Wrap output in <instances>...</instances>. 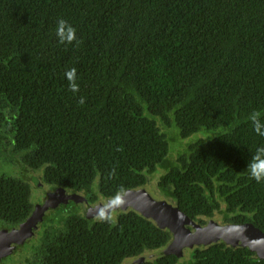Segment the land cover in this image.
Returning <instances> with one entry per match:
<instances>
[{
  "label": "trees",
  "instance_id": "trees-1",
  "mask_svg": "<svg viewBox=\"0 0 264 264\" xmlns=\"http://www.w3.org/2000/svg\"><path fill=\"white\" fill-rule=\"evenodd\" d=\"M61 18L79 45L58 43ZM253 111L264 114V0H0V154L22 153L52 188L111 197L159 169L155 194L188 217L264 233V182L247 170L264 146ZM30 195L1 181L0 219H26ZM171 238L134 212L115 225L73 216L39 264H122ZM143 264L264 260L221 244Z\"/></svg>",
  "mask_w": 264,
  "mask_h": 264
},
{
  "label": "water",
  "instance_id": "water-1",
  "mask_svg": "<svg viewBox=\"0 0 264 264\" xmlns=\"http://www.w3.org/2000/svg\"><path fill=\"white\" fill-rule=\"evenodd\" d=\"M32 175H34L32 173ZM26 181L33 191L45 192V200H33L34 211L22 223L8 229H0V257H5L8 250L17 248L29 251L32 244H39L42 228L49 225L56 213L63 209L68 213L67 206L73 205L70 215H79L90 222L95 221L93 209L108 197L101 194L97 184L94 186L96 202L89 201L86 192L73 191L68 188H50L41 175ZM127 204L117 216L134 212L154 220L160 228L168 229L171 240L158 249H147L140 255L126 259L122 264L152 263L164 256L175 255L178 258L191 257L197 248H208L211 245H225V248L236 250L246 248L257 260H264V233L251 223H228L216 213L211 218H204L201 224L196 219L185 215L164 197L156 196L154 189L147 183L141 188L127 189Z\"/></svg>",
  "mask_w": 264,
  "mask_h": 264
},
{
  "label": "flooded vegetation",
  "instance_id": "flooded-vegetation-1",
  "mask_svg": "<svg viewBox=\"0 0 264 264\" xmlns=\"http://www.w3.org/2000/svg\"><path fill=\"white\" fill-rule=\"evenodd\" d=\"M32 173L34 175H32ZM161 170L150 172L146 177V185L149 181L153 182L155 185L156 193L158 192V179L161 177V174H163ZM38 175H41L44 180V170L42 169H35L33 168V163L27 161L24 159L22 153H15L12 151V147H9L8 150L4 151V153L0 154V182L7 180V179H15L22 183L29 184L26 179L34 181L35 178H37ZM44 182L52 188L46 180ZM30 190H31V200L39 199V200H45L48 196L45 192H39V191H33L31 188V185L29 184ZM159 195V194H158ZM164 197L163 195H161ZM97 195H93L89 197V201L94 203L97 200ZM33 204V203H32ZM225 209V206L223 207ZM222 208V209H223ZM74 209L73 205L70 203L67 206L68 213L64 215L63 209L58 211L55 215V217L51 220H54L53 222H59V225L56 224H50L46 225V227L42 228V237L40 238L39 244H32L29 247V251L26 252L24 249L21 250L20 247L17 245V248H12L7 251L5 257H0V264H39L41 258H44L46 255L47 249V241L49 238H51L56 233H60L62 231L66 230V223L69 218H72L73 216H79L72 214L70 215L69 212H72ZM34 211V204L30 211L29 216ZM28 216V217H29ZM27 217V218H28ZM81 217V216H80ZM26 218V219H27ZM26 219L18 222V223H12L9 221H5L4 219H0V229L3 228H10L13 226H16L22 222H24ZM50 220V221H51ZM224 222H228L225 221ZM52 223V222H51ZM232 223V222H228Z\"/></svg>",
  "mask_w": 264,
  "mask_h": 264
},
{
  "label": "clouds",
  "instance_id": "clouds-1",
  "mask_svg": "<svg viewBox=\"0 0 264 264\" xmlns=\"http://www.w3.org/2000/svg\"><path fill=\"white\" fill-rule=\"evenodd\" d=\"M56 36L60 44L75 43L79 45L80 43V40L76 36V29L62 18L57 21ZM65 77L69 82L70 90L73 93H77L79 91V85L76 82L77 70L75 68L67 70ZM79 103H84L83 97L80 98ZM249 120L253 125V130L259 136L264 137V114L260 111H253L249 116ZM247 170L252 179L258 183L264 182V146L258 147L256 152L251 155V159L247 164ZM114 174L115 170L113 169L109 175ZM126 196L127 189L121 186L113 196L108 197L93 209L94 219L98 222L115 225L117 223L118 212L127 204Z\"/></svg>",
  "mask_w": 264,
  "mask_h": 264
},
{
  "label": "rangeland",
  "instance_id": "rangeland-1",
  "mask_svg": "<svg viewBox=\"0 0 264 264\" xmlns=\"http://www.w3.org/2000/svg\"><path fill=\"white\" fill-rule=\"evenodd\" d=\"M159 179H160V178H159ZM159 179H158V181H159ZM148 183H150V185H151L152 188L154 189V193H155V190H156V189H155V185H156L157 183H156L155 185H154L153 182H151V181H149ZM155 195H156V194H155ZM156 196H158V195H156ZM53 221H54V220H51V221H49V223H50V224H53V225H54V224H56V225H59V224H60L59 222H53ZM51 222H52V223H51ZM50 224H49V225H50Z\"/></svg>",
  "mask_w": 264,
  "mask_h": 264
}]
</instances>
